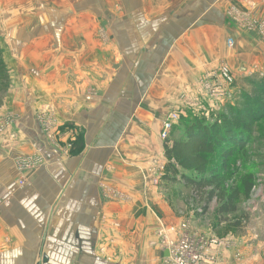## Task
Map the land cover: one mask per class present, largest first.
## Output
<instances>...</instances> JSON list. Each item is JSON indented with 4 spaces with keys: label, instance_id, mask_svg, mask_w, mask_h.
Segmentation results:
<instances>
[{
    "label": "crops",
    "instance_id": "obj_1",
    "mask_svg": "<svg viewBox=\"0 0 264 264\" xmlns=\"http://www.w3.org/2000/svg\"><path fill=\"white\" fill-rule=\"evenodd\" d=\"M96 1L73 0L80 3L79 18L94 15ZM109 1L116 5L118 0ZM130 1L123 2L122 14L114 12L126 15V23L119 19L104 26L100 31L107 39L95 41L96 46L90 40L97 27L88 41L82 42L78 32L58 49L41 43L20 56L23 77L4 105L9 112L18 103L19 112L11 113L17 119L10 131L15 137L0 144V246L8 248L1 262L37 264L44 256L66 264L93 261L102 241L113 239V225L120 233L136 224L141 236L150 228L159 230L158 219L167 218L159 213L162 198L150 178L155 160L166 163L159 132L167 115L179 105L198 109L205 103L196 102L194 91L212 69L211 63L202 65L214 57L215 41L222 53L224 38L241 40L240 52L256 58L263 53L253 47L252 36L232 30L224 10L251 16L260 0H211L201 18L194 0H155L153 6L148 0ZM57 2L70 0H45ZM163 11L170 16L164 18ZM43 106L53 130L63 134L58 140L59 133L53 140L44 136L36 121ZM18 157L32 158L33 168H18ZM115 249L134 251L132 246ZM249 259L243 256L239 264H258ZM220 264H231L230 258Z\"/></svg>",
    "mask_w": 264,
    "mask_h": 264
},
{
    "label": "rangeland",
    "instance_id": "obj_2",
    "mask_svg": "<svg viewBox=\"0 0 264 264\" xmlns=\"http://www.w3.org/2000/svg\"><path fill=\"white\" fill-rule=\"evenodd\" d=\"M72 1L70 0L68 4L60 2L47 4L45 0H31L30 2L27 0H0V144H6L15 137V134H10V131L17 119L12 116L15 114L11 113L14 110L19 112L18 103L12 109L13 112H7L4 105L12 96L11 89L16 88L17 79L23 77L20 70V56L25 50L36 51L39 48L38 45L44 43L42 45L47 44L53 51L59 48V44L73 42L74 36L78 35V32L82 33L79 35L82 36V42L88 41L89 37L94 34V28L97 27L99 31L90 40L94 44L107 39L108 34L104 35V32L100 31L104 26L111 27L119 19H122V23H126V15L114 13L122 14L125 0H118L116 5L113 1L98 0L94 2L95 14H86L87 17L84 19L79 18V15L83 16L80 6L77 7L80 3ZM167 1L170 0H165V2ZM176 1L178 3L186 1L185 4H187L192 0ZM194 1L200 3H197L195 10L199 14V18L205 16L211 0ZM129 2L131 1L128 0ZM148 2L152 6L156 3L155 0H148ZM138 3L141 4V1L139 0ZM109 8L112 9V12H109ZM251 8L256 9V13L251 16L248 13L240 15L238 10H224L231 21L230 25L234 27L232 30L236 31L239 28L241 33L246 32L247 35L252 36L256 43L253 42V47L261 48L263 53H257L258 58H256L254 53L250 55L243 51L240 52L242 43L238 38H224L222 53L220 45L215 41L214 57L202 65L207 67L211 63L213 64L212 69L201 77L198 85H195L200 88L198 92L194 91L195 95L199 93L196 102L205 103H202L203 106H198V109H192L189 106L183 107V105L174 107L172 112L167 115L159 132L162 145L164 146L168 142L170 146L173 141L184 140L182 133L185 128V125H182L184 121L192 122L193 119H198L202 120L206 126H211L215 122L221 123L224 117L232 118L243 107L252 106L254 109L252 116L256 119L252 123V134L245 146L246 155L243 156L240 152H235L233 159L227 165V171L234 177L229 181V184H235L239 190H242V181L246 176L251 174L254 177L250 196L244 198L241 191V196L234 205L235 211L222 216L218 212L220 205L216 203L215 198L206 204L207 194L204 196L194 194L192 189L185 186L180 178L170 181L164 179L165 161L155 160L153 164L156 165L151 170L150 181L162 198L160 201L162 207L159 213L167 220L161 223L158 219L159 230L150 228L147 233L144 232L142 235L144 238L140 235L136 224H131L130 230L120 233L116 230V225H113L116 231L110 233L113 239L102 241L98 258L93 261L83 259V262L77 261L76 264H142V262L150 264L147 262L148 259L153 261L151 264H165V259L169 255L166 252V256L164 250L170 248L169 243L178 244L182 237H189L188 239L195 245L198 243L196 249H202L203 258L207 257L210 264H220L221 260L227 257L230 258L231 264H239L243 262V256L250 258L251 261L255 260L258 264H264V111L258 108V101H264V0H260V4L258 2ZM68 9L73 12H68ZM247 9L249 8L247 7ZM52 10L53 12L57 11L52 13ZM168 12L170 11H163L161 14L166 18L170 16ZM184 12L183 7L181 13ZM150 20H153V15ZM84 25L86 27L82 28L81 26ZM199 25L201 24L199 23ZM156 31L158 30L156 29ZM155 32L151 33L152 37ZM143 33L144 30H141L140 38ZM68 34L71 36L69 40ZM85 34L86 37L83 38ZM78 38L80 37H77V40ZM110 38L111 36L108 37V39ZM33 54L35 53L27 55V58L32 60ZM224 54L225 56H223ZM104 55L110 58V54ZM85 57H88L86 53ZM211 60L212 62H210ZM189 93L190 91L186 90L187 98ZM17 99L18 97L15 100ZM254 105L257 106L254 107ZM44 108L45 106L37 114L36 121L40 125L42 124L43 135L53 140L54 135L59 132L53 130L54 121L52 122V117L49 115L50 111L48 108ZM165 123L172 125L167 130L166 139L163 138L166 130ZM61 135L63 134L56 135L58 136L57 140L62 137ZM0 151H3V147H0ZM22 158L18 157L17 161H21ZM208 160L210 162L209 169H218L222 166V161L216 153L211 155ZM209 171L206 173V178ZM198 177L192 175L190 178L197 179ZM145 238L146 240H144ZM120 246H132L134 251L132 254H124L123 249H115ZM136 248L137 250H135ZM4 252H8V248L0 246V254ZM34 261L29 264H34ZM63 262L59 259L50 260L44 264ZM0 264L11 263L4 260L1 262L0 259Z\"/></svg>",
    "mask_w": 264,
    "mask_h": 264
},
{
    "label": "trees",
    "instance_id": "obj_3",
    "mask_svg": "<svg viewBox=\"0 0 264 264\" xmlns=\"http://www.w3.org/2000/svg\"><path fill=\"white\" fill-rule=\"evenodd\" d=\"M258 103L259 110L264 111V101ZM252 108L243 107L232 118L224 117L221 123L215 122L211 126H206L198 119L182 122V125H185L182 131L184 140L173 141L170 146L167 142L163 146L166 159L164 179L170 181L180 178L194 194H207L206 204L215 198L216 203L220 205L218 212L222 216L234 212V205L239 200L241 191L242 196L248 198L254 184V177L250 174L242 181V190H239L235 184H229L234 177L227 171V165L235 152L246 155L245 146L252 134V123L256 119L252 116ZM214 153L219 155L222 166L209 169L208 159ZM208 171L210 173L206 178ZM192 175L199 176V179L190 178Z\"/></svg>",
    "mask_w": 264,
    "mask_h": 264
},
{
    "label": "built area",
    "instance_id": "obj_4",
    "mask_svg": "<svg viewBox=\"0 0 264 264\" xmlns=\"http://www.w3.org/2000/svg\"><path fill=\"white\" fill-rule=\"evenodd\" d=\"M166 130L164 131L163 138H167V130L172 127L171 123H165ZM32 158L26 157L17 161V167L21 170H27L33 168ZM189 238V237H188ZM187 237H182L178 244L169 243L167 250L168 257L165 260V264H210V262L203 258L202 249H196L199 245L192 243Z\"/></svg>",
    "mask_w": 264,
    "mask_h": 264
},
{
    "label": "water",
    "instance_id": "obj_5",
    "mask_svg": "<svg viewBox=\"0 0 264 264\" xmlns=\"http://www.w3.org/2000/svg\"><path fill=\"white\" fill-rule=\"evenodd\" d=\"M39 256L40 258L42 257V255ZM45 262H47V258L44 256V258H41V260L37 264H44Z\"/></svg>",
    "mask_w": 264,
    "mask_h": 264
}]
</instances>
